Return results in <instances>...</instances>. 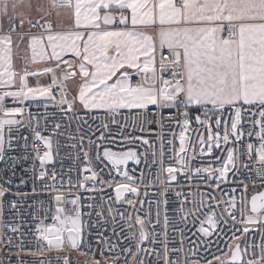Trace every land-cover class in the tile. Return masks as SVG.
<instances>
[{
  "label": "snow or ice",
  "instance_id": "snow-or-ice-1",
  "mask_svg": "<svg viewBox=\"0 0 264 264\" xmlns=\"http://www.w3.org/2000/svg\"><path fill=\"white\" fill-rule=\"evenodd\" d=\"M0 164V264H264V0H0Z\"/></svg>",
  "mask_w": 264,
  "mask_h": 264
},
{
  "label": "built area",
  "instance_id": "built-area-1",
  "mask_svg": "<svg viewBox=\"0 0 264 264\" xmlns=\"http://www.w3.org/2000/svg\"><path fill=\"white\" fill-rule=\"evenodd\" d=\"M134 81L136 80V78L134 77L133 78ZM56 95L58 96L59 93L58 91L56 92ZM9 105L11 106V102H8ZM34 114L36 113H43L45 110L41 107V108H37L35 104L32 105V108L30 109ZM48 112L51 113L53 112V108L51 105H49V108H48ZM56 119L57 121H59L60 119V114H59V111L56 110ZM98 123V121H97ZM176 131H178V129H175ZM44 134H48V133H44ZM191 135V133H189ZM61 143L62 145L65 143L64 141V138H61ZM174 145H175V150L178 151V146H179V142H178V137L174 140ZM166 156H165V159L167 160L168 159V156H167V153L168 151H170L169 149H167L166 147ZM70 151L68 148L66 147H61L60 149V153H59V158L58 159H63L64 160V166L65 168H67L68 166L71 165V161L68 160L66 158V154L67 152ZM55 155V153H54ZM3 165L0 164V167H2ZM27 167V165H25ZM57 167L59 168L60 165L59 163H57ZM130 168H136L137 166H135L134 164L130 165L129 166ZM18 174H21L19 173V170H18ZM74 178H75V174H74ZM178 179H181L180 177H178ZM253 179H255V176H253ZM182 187H187V182L184 181L181 185ZM15 190V189H14ZM25 191H30V188H25L24 189ZM254 190H261L259 188V186H257L256 189H253L252 186L250 185L249 186V191H254ZM150 192L154 191V189H149ZM82 195L84 196L85 199H87V197L89 196H92V195H95L94 193H83L82 192ZM107 196H112L114 197L115 196V190L114 189H107L106 190V199H107ZM126 198H131L132 197V194L131 193H126L125 194ZM40 201H44L45 203V206H47V200L45 197L41 196L37 201H30L29 203H34V204H39ZM69 208H71V205H68ZM114 209L115 208H119L121 210H124L125 208H127L128 206L127 205H124L122 202H117L113 205ZM29 213H31L32 215H39V210L38 208H32V209H29V208H25L22 212V217H23V220L26 224H33L34 222L32 221V219L30 218L29 216ZM18 215H21V214H18ZM93 220H95V216H93ZM106 236H111L112 234L110 232L106 233L105 234ZM123 235V234H121ZM92 239V243L95 244L96 243V240H95V233L93 234V237L91 238ZM113 240H115V237H112ZM27 243V247L31 248V249H35L37 247V243L34 239H32L31 235H29V242H26ZM82 251H85V252H88V249L86 248H82L81 249ZM70 251V255H69V260H70V264H76V262L78 261L79 264H86V261H84L85 259H83V257H86L87 259H90V253L89 255H80V253L76 250H69ZM94 251H96L97 253V258L99 257V248H95ZM0 255H3V254H0ZM58 255H64V253H56L55 251L53 252H50L47 254V256H38V257H32L30 255H25V254H22V259H24L25 261H28V262H31V261H37V260H41V259H48L51 261V264H57V261H56V257ZM13 261H15L17 258L16 257H12Z\"/></svg>",
  "mask_w": 264,
  "mask_h": 264
},
{
  "label": "rangeland",
  "instance_id": "rangeland-1",
  "mask_svg": "<svg viewBox=\"0 0 264 264\" xmlns=\"http://www.w3.org/2000/svg\"><path fill=\"white\" fill-rule=\"evenodd\" d=\"M5 27H7V23L5 22ZM27 42H28V38L25 37V42L20 44L19 48H16L14 45V64L17 66V70L20 69V67L23 66V60L20 59L21 57H27L30 59L31 57V50L27 47ZM30 69L32 70H41L43 69L45 65L43 62L41 63H37V64H30L28 65ZM59 75V71L57 73ZM30 84L35 86V82H36V78L35 77H30L29 78ZM51 82V76L50 75H46L40 78V84L41 85H46L48 83ZM69 98L71 97V95H74L76 93V85L74 84L73 81H69ZM14 90V89H13ZM9 102H11V100L9 99ZM190 135V134H189ZM179 142V140H178ZM179 147V146H178ZM65 247H67V245H65ZM83 259H85L84 261H88L89 259H87L86 257H83Z\"/></svg>",
  "mask_w": 264,
  "mask_h": 264
},
{
  "label": "water",
  "instance_id": "water-1",
  "mask_svg": "<svg viewBox=\"0 0 264 264\" xmlns=\"http://www.w3.org/2000/svg\"><path fill=\"white\" fill-rule=\"evenodd\" d=\"M132 164H133V163H132V162H130V163H129V166H130V165H132Z\"/></svg>",
  "mask_w": 264,
  "mask_h": 264
},
{
  "label": "crops",
  "instance_id": "crops-1",
  "mask_svg": "<svg viewBox=\"0 0 264 264\" xmlns=\"http://www.w3.org/2000/svg\"><path fill=\"white\" fill-rule=\"evenodd\" d=\"M150 34H151V30H149Z\"/></svg>",
  "mask_w": 264,
  "mask_h": 264
},
{
  "label": "bare ground",
  "instance_id": "bare-ground-1",
  "mask_svg": "<svg viewBox=\"0 0 264 264\" xmlns=\"http://www.w3.org/2000/svg\"><path fill=\"white\" fill-rule=\"evenodd\" d=\"M9 102V101H8Z\"/></svg>",
  "mask_w": 264,
  "mask_h": 264
}]
</instances>
